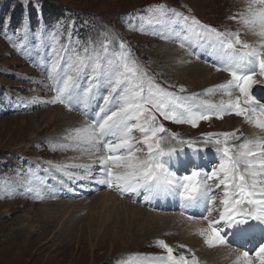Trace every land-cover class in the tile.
<instances>
[{
  "label": "rangeland",
  "instance_id": "obj_1",
  "mask_svg": "<svg viewBox=\"0 0 264 264\" xmlns=\"http://www.w3.org/2000/svg\"><path fill=\"white\" fill-rule=\"evenodd\" d=\"M251 2L0 0V264L172 263L158 240L166 241L175 257L191 259L195 253L199 264H214L210 256L229 246L208 247L193 228L207 227H197L173 210L149 209L96 182L104 179L97 174L98 157L106 153L68 139L72 129L93 120L68 103L47 102L56 95L50 72L54 65L52 76L69 72L78 55L87 49L91 57L95 49L100 67L94 72L86 60L75 77L81 95L92 88L80 104L85 108L94 102L110 114L123 93L118 90L106 102L110 89L101 72L107 74L117 66L123 42L130 47L131 58L160 87L181 97L197 94L209 103H226L238 94L219 87L228 77L210 60H222L218 38L199 25L238 32L243 42L264 51L259 28H248L240 19ZM106 43L107 52H101ZM157 118L166 128L159 134L165 149L204 144L207 133L233 130L240 139L230 138V144L264 140V128L228 111L223 119L213 116L198 127L165 120L159 113ZM142 135L134 143L139 141L146 152ZM76 165L94 166V179L72 180L60 173L66 167L76 175L87 174ZM98 221L109 224L103 230ZM258 223L264 232V220ZM90 239L95 243L93 253Z\"/></svg>",
  "mask_w": 264,
  "mask_h": 264
},
{
  "label": "snow or ice",
  "instance_id": "obj_2",
  "mask_svg": "<svg viewBox=\"0 0 264 264\" xmlns=\"http://www.w3.org/2000/svg\"><path fill=\"white\" fill-rule=\"evenodd\" d=\"M190 19L194 18L190 17ZM240 19L248 28H259V35L264 37V0H252L247 12ZM194 22L199 24L198 21ZM199 26L218 38V47L223 54L224 70L231 76L226 85L219 87L221 90H238L239 95L234 99H228L226 103L221 101L219 104L209 103L207 100L196 103L197 94L177 96L154 83L147 72L138 65L137 60L131 58L130 47L121 42L119 44L121 55L117 66L107 74L101 72V75H106L110 89L105 101L107 102L109 97L119 90L123 93L119 106L103 118L94 119L91 123L72 129L68 139L86 145L90 151L106 153L98 157L97 174L104 179L96 180L97 183L115 187L121 193H136L143 188L148 192L159 194L176 188L187 208L203 206L206 214L201 218L208 220V227L200 228L199 235L204 238L208 247H217L225 243L223 228L218 227L221 222L229 228L245 225L250 220H264V140L244 139L237 145L229 143L230 138L240 139L235 130L207 133L205 134L207 142H211L213 137L223 138L214 140L218 146L217 150L221 152L218 168L211 169L203 176L200 169L196 168L182 178L174 180V174L169 171L165 162H162V157L171 156L175 150L165 149L162 146L159 134L165 133L166 128L164 124L159 123L157 113L165 120L198 127L200 121L211 120L213 116L223 119L225 112L228 111L244 117L259 128H264V118L254 115L255 106L260 104L257 96L253 94V88L258 84L255 78L256 70L248 67V64L254 60L258 70L264 74V51L244 43L238 32L224 33L212 26ZM173 38L180 39V37ZM237 45L240 47L238 48ZM107 50L108 44H102L101 52L106 53ZM93 53L94 55L90 57L85 49L82 56L78 55L69 68L71 74L66 72L63 75L52 76L56 71L55 65L53 66L50 76L56 95L52 100L47 101L48 103H68L75 106L81 100H87L92 88L81 95L77 90L75 77L82 71L86 60L94 65V72L100 67V55L95 49ZM180 91L182 93L185 91L183 86ZM206 91L210 92L212 89ZM227 94L231 97L232 92L228 91ZM261 113L264 115V105H261ZM133 129H138L143 134L142 143L147 148L146 152L138 146L139 141L134 143ZM75 167L81 168L87 174L84 176L71 174L69 179H94L92 174L94 166L76 165ZM213 184L215 189L223 186V199L220 201L223 210L218 213V219L210 218L217 201ZM188 219L193 220L195 217L189 216ZM157 244L166 249L167 259L172 264H199L195 253L192 254L191 259L185 255L175 257L173 248L166 241L158 240ZM255 256L259 264H264V244L259 246ZM248 257L249 253L244 252L243 258L248 264H254Z\"/></svg>",
  "mask_w": 264,
  "mask_h": 264
},
{
  "label": "bare ground",
  "instance_id": "obj_3",
  "mask_svg": "<svg viewBox=\"0 0 264 264\" xmlns=\"http://www.w3.org/2000/svg\"><path fill=\"white\" fill-rule=\"evenodd\" d=\"M189 95V94H188ZM192 96V95H191ZM60 173L63 175V176H69L71 174H74L71 170H68V168H62L60 169ZM195 226L197 227H201V226H204V227H207V223L206 222H202L201 220H198V219H193L191 220ZM101 225V227L103 228V230L107 227V225L109 224V222H96V225ZM92 224H89L88 228H87V231L90 235H92V232L90 230V227H91ZM195 230L196 229H200V228H196V227H193ZM113 230V228H112ZM95 232H97V228L94 229ZM102 231V229H101ZM99 231V232H101ZM106 231H109V229H106ZM114 231V230H113ZM263 231V230H262ZM97 233V236L100 235V233ZM118 232V231H117ZM21 233V232H20ZM88 234V235H89ZM55 236V235H54ZM90 237V236H89ZM197 237V236H196ZM90 248L92 250V253L94 251V246H95V243L94 241L92 242V239H90ZM104 241V240H103ZM103 244V243H102ZM89 246V245H88ZM97 248V247H96ZM126 250V249H125ZM126 251H131V249H128ZM243 253L244 252H241V251H238L237 249H231L229 247H226V248H223V249H218L216 251V253L214 255H211L210 256V259L212 261H214V264H218V262L222 263V264H248V261L243 258ZM95 254V253H94ZM248 259L250 260V258L248 257Z\"/></svg>",
  "mask_w": 264,
  "mask_h": 264
}]
</instances>
